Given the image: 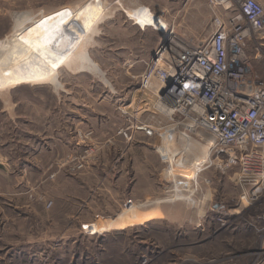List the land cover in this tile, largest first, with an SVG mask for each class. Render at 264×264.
Returning <instances> with one entry per match:
<instances>
[{"label": "rangeland", "instance_id": "rangeland-1", "mask_svg": "<svg viewBox=\"0 0 264 264\" xmlns=\"http://www.w3.org/2000/svg\"><path fill=\"white\" fill-rule=\"evenodd\" d=\"M84 1L0 0V40L14 39L9 57L45 25L39 44L60 56L53 76L0 87V264H264V196L240 199L233 172L209 168L202 177L210 181L190 191L189 163L211 136L170 124L139 88L146 61L170 33L208 38L207 0H103L102 19L89 2L60 21L40 16ZM87 3L88 38L59 36L56 28ZM138 3L160 16L162 30L146 7L122 9ZM246 52L264 82V40H248ZM139 122L165 125L151 144L183 156L173 166L174 193L158 151L130 146L145 139ZM125 126L127 143L116 135ZM102 134L109 147H95ZM187 139L193 149L185 153Z\"/></svg>", "mask_w": 264, "mask_h": 264}, {"label": "built area", "instance_id": "built-area-1", "mask_svg": "<svg viewBox=\"0 0 264 264\" xmlns=\"http://www.w3.org/2000/svg\"><path fill=\"white\" fill-rule=\"evenodd\" d=\"M207 4L212 12L208 38L193 42L170 33L146 61L139 88L151 91L154 112L170 124H189L190 130L200 127L211 136L207 158L192 171L189 190L210 181L202 177L207 168L232 171L241 188L239 198L252 202L264 196V82L252 68L246 43L262 38L264 8L260 0H207ZM164 126L136 124L147 137L161 136ZM117 132L132 137L129 126ZM159 155L161 171L167 173L174 193L170 158L160 151Z\"/></svg>", "mask_w": 264, "mask_h": 264}, {"label": "bare ground", "instance_id": "bare-ground-1", "mask_svg": "<svg viewBox=\"0 0 264 264\" xmlns=\"http://www.w3.org/2000/svg\"><path fill=\"white\" fill-rule=\"evenodd\" d=\"M87 8V5L83 6V8L76 14V16L72 19L71 22L64 24L59 28H56L60 31V33L58 31L59 36L73 35L76 37L77 41H81L85 37L89 28V23H87L88 20H85L87 19ZM100 8L101 7L99 6V9ZM140 8L141 7L137 9ZM157 16L158 17H156V22L152 27L158 30H162L164 28L165 23L162 19L160 20L159 15ZM46 27L47 25L33 32L31 34V37L27 39L26 43L24 44V49H22L20 53L11 57H9L7 52L12 47L8 49L9 46L7 45L8 42L11 43V41L14 40L13 37H7L8 42L7 40H0V87L7 85L8 83L13 81L48 78L54 75L55 67L60 62V56L57 53V49L53 45H51V43L39 44V38L43 34ZM13 34L16 35L15 32ZM21 44L23 45V43ZM15 47L16 46H14V48ZM2 61H6V64L2 65ZM158 89L159 85H156V90ZM186 126H189V124H186ZM169 146L173 147V143L171 142V140L169 142ZM190 146H192L191 141L187 139V141L183 145H181L180 151H183L185 153L191 152L193 147L190 148ZM178 152L179 149L171 150L170 148L168 149V151H166L171 161L169 170L173 172L174 175L175 173H178L179 170H175V168H173L174 164H176L178 160L182 161L183 158V156H179L180 153ZM201 152L200 154L192 158L193 160L189 163V167L191 169L190 178L192 176V171L197 168L198 164L201 161L206 160L207 158V150L202 148Z\"/></svg>", "mask_w": 264, "mask_h": 264}, {"label": "crops", "instance_id": "crops-1", "mask_svg": "<svg viewBox=\"0 0 264 264\" xmlns=\"http://www.w3.org/2000/svg\"><path fill=\"white\" fill-rule=\"evenodd\" d=\"M114 1V4H116V5H121V0H113ZM261 1V3H262V5H263V8H264V0H260ZM86 2H89L92 6V9H96V12H100L101 13V15H99V18H103V16L106 14V11H107V7L108 6H106L105 4H104V2H103V0H86V1H84L83 3H81V4H79V5H77V6H75V7H71V6H68V5H65V6H62V7H59V8H57V9H55V10H53V11H50V12H47V13H41V17L42 18H44V19H54V20H61V18H63L69 11H72V10H75V9H77V7H79V6H81V5H83L84 3H86ZM89 3H87V4H85V5H87V7L89 8ZM84 5V6H85ZM98 6H100L101 8L99 9V7ZM116 7V6H115ZM139 7H146L147 9H149V11L150 12H152L155 16H157L153 11H151V9L148 7V6H146V5H144V4H141V3H138V4H134V5H127L126 7H124L123 6V10L125 11V9H137V8H139ZM87 8V9H88ZM158 17V16H157ZM160 18V17H159ZM130 19V18H129ZM160 20H161V18H160ZM66 24V23H65ZM90 24V23H89ZM92 29H93V27L91 28V31H92ZM91 33V32H90ZM88 35H89V33L84 37V39H87L88 38ZM262 39L264 40V29H263V31H262ZM152 53H153V51H152ZM152 53H151V55H152ZM141 133H142V136H143V138H145V139H143V140H140L139 142H134V144L133 145H130V146H141V147H150L151 149H153L154 151H158V148H159V145H157V141H156V139H154L156 136H154V138H152L153 139V141H154V145H152L151 144V140H150V137H147V136H145L144 134H143V132L142 131H140ZM117 136H119L122 140H123V142H125V143H127V140H125L126 138H124L121 134H119L118 132H117V134H116ZM101 137H102V140H101V144L100 145H95V147H101V148H103V147H105V146H108L109 147V142H110V136H105V139H104V135L102 134L101 135ZM94 138H98V136H94ZM149 144H151V145H149ZM92 146H94V145H92ZM154 146V147H153ZM158 153H159V151H158Z\"/></svg>", "mask_w": 264, "mask_h": 264}, {"label": "flooded vegetation", "instance_id": "flooded-vegetation-1", "mask_svg": "<svg viewBox=\"0 0 264 264\" xmlns=\"http://www.w3.org/2000/svg\"><path fill=\"white\" fill-rule=\"evenodd\" d=\"M262 217H264L263 215H261Z\"/></svg>", "mask_w": 264, "mask_h": 264}]
</instances>
